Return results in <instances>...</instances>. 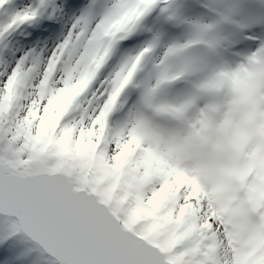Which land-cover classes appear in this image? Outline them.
<instances>
[{"label": "snow or ice", "instance_id": "6c2138e0", "mask_svg": "<svg viewBox=\"0 0 264 264\" xmlns=\"http://www.w3.org/2000/svg\"><path fill=\"white\" fill-rule=\"evenodd\" d=\"M0 14V264H264V0Z\"/></svg>", "mask_w": 264, "mask_h": 264}, {"label": "rangeland", "instance_id": "374dc122", "mask_svg": "<svg viewBox=\"0 0 264 264\" xmlns=\"http://www.w3.org/2000/svg\"><path fill=\"white\" fill-rule=\"evenodd\" d=\"M5 19H6V17L3 14H0V21H3ZM26 27H27V25L24 26L20 30V33L18 34L21 39H27V38H29V34L27 33ZM57 35H58V33H57ZM45 40H49L50 41V38L49 37H43L42 39H40L41 43H43Z\"/></svg>", "mask_w": 264, "mask_h": 264}, {"label": "bare ground", "instance_id": "6f19581e", "mask_svg": "<svg viewBox=\"0 0 264 264\" xmlns=\"http://www.w3.org/2000/svg\"><path fill=\"white\" fill-rule=\"evenodd\" d=\"M45 37H47V36H45ZM43 37H40L39 39H42Z\"/></svg>", "mask_w": 264, "mask_h": 264}]
</instances>
